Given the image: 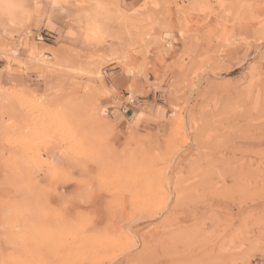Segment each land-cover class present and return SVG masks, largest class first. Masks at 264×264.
Masks as SVG:
<instances>
[{"label": "rangeland", "instance_id": "rangeland-1", "mask_svg": "<svg viewBox=\"0 0 264 264\" xmlns=\"http://www.w3.org/2000/svg\"><path fill=\"white\" fill-rule=\"evenodd\" d=\"M98 1L128 34L84 0L0 21L31 88L0 86V264H264V0ZM142 78L166 116L121 129Z\"/></svg>", "mask_w": 264, "mask_h": 264}, {"label": "crops", "instance_id": "crops-1", "mask_svg": "<svg viewBox=\"0 0 264 264\" xmlns=\"http://www.w3.org/2000/svg\"><path fill=\"white\" fill-rule=\"evenodd\" d=\"M31 30L33 31V25L31 26ZM175 47V41H170ZM109 74H119L118 71L111 72ZM10 85L21 86L26 85L27 88L25 91H31L30 84H25V77H13L8 72L7 63L4 60H0V86L9 87ZM128 84H124L121 89V93L127 90ZM165 85L154 86L151 90H149L148 80L146 78H142L140 80V88L138 93H135L134 96L131 95L128 97L127 91L124 94V99H117L116 101L121 104L118 108H116L113 113L118 112L123 121L119 125L121 129H129L131 128V122L135 121L138 124V127H149L146 123H155L156 120H162L166 116V108L156 104L153 100L157 97H162L165 95L164 93ZM152 96V99H150ZM115 102V100H111L110 103ZM128 111L132 112L131 116H125L124 114H128ZM137 118V119H136ZM146 122V123H145ZM52 158V157H51ZM50 158V159H51ZM55 165L64 173H68L67 167L64 165L63 160L55 159ZM72 176H76V174L71 173ZM69 186H63L61 184H57L54 186L55 193L61 196L63 193L66 194ZM56 199V197L54 198Z\"/></svg>", "mask_w": 264, "mask_h": 264}, {"label": "bare ground", "instance_id": "bare-ground-1", "mask_svg": "<svg viewBox=\"0 0 264 264\" xmlns=\"http://www.w3.org/2000/svg\"><path fill=\"white\" fill-rule=\"evenodd\" d=\"M49 1L51 2V4L54 7H59L62 5V0H49ZM84 3H85L86 7H85V9L82 10V12H83L82 23L85 24L86 38L88 40L89 39L102 38L100 18L102 20H104L105 22L107 21V23H109L111 21L116 22L117 27L120 30L119 32L121 33V31H122V32L128 34V32H129L128 30H129L130 25L132 24V21H131V18L127 15V13L120 7L118 2L115 1L114 4L113 3L110 4V2L101 3L98 0H84ZM87 39H86V41H87ZM103 114L105 115V112ZM58 152L61 156L68 157V156H66L67 154L65 153V151L60 150ZM51 168L55 171H59L55 167H53V165H51ZM230 243H232V242H230ZM148 247H149V245H148ZM233 250H235V248H233ZM226 252H227V250H226Z\"/></svg>", "mask_w": 264, "mask_h": 264}, {"label": "clouds", "instance_id": "clouds-1", "mask_svg": "<svg viewBox=\"0 0 264 264\" xmlns=\"http://www.w3.org/2000/svg\"><path fill=\"white\" fill-rule=\"evenodd\" d=\"M28 15L26 0H0V21L7 20L12 23L27 19ZM0 56H7V54Z\"/></svg>", "mask_w": 264, "mask_h": 264}]
</instances>
